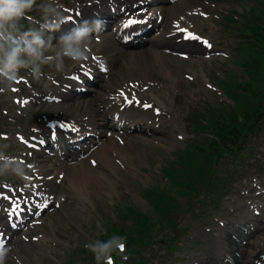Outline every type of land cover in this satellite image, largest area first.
<instances>
[{"label": "rangeland", "instance_id": "1", "mask_svg": "<svg viewBox=\"0 0 264 264\" xmlns=\"http://www.w3.org/2000/svg\"><path fill=\"white\" fill-rule=\"evenodd\" d=\"M44 1L47 2V0H36V6L32 11L38 18L44 17L43 6L47 7L48 5L45 3L41 5L40 2ZM54 2L57 5L52 3L51 15L61 11L60 5L62 11L66 12L69 10L68 8L83 4L82 0H54ZM263 5L264 0H184V4L167 8V20L170 15L168 13L175 7L174 11L181 15V23L187 24L200 35L210 38L215 47L222 48L216 50L223 56L205 55L201 57V61H197L190 55L180 59V56L162 51V53L150 57H142L146 66L153 68L156 72H152L151 76H146V80L150 81L145 89V97L154 98L159 107L163 109L164 114H161L160 117L163 121H167V133L164 136L127 135L128 137L122 136V141L113 138L111 143L116 145L115 148L118 149L123 159L121 162H118L117 159L110 162L115 169V175L111 177V182L105 184L107 181L93 180L89 174L81 175L80 182L83 185L77 182L79 185L76 187V198L70 200L64 207H60L59 212L54 214L50 212L42 216L44 226L39 229L44 239L40 242L39 248L43 254L46 253V256L41 260L36 258L37 264H81V248H84V243L95 239L100 233L103 234L108 224L116 218L117 212L123 213L128 209H146L145 201L141 197L142 189L156 186L159 188L169 187L176 192L175 186H169V178L161 173V168L173 158H182L184 149L194 150L197 153L196 161H198L195 164L202 166L204 163L205 169L208 170V162L212 157L208 154V150L201 154L200 148L209 142V135L188 134L183 123L190 124L185 121L188 118L196 121L198 118L195 116H199L205 111L209 113L207 120H209V128L213 133L212 139L215 138V127L211 126V123L223 120L225 109L224 106L219 105V101H226V99L214 88V76L225 81H229L231 76L244 78L240 68L230 57L232 45L236 40L232 30L240 28V25L234 27L228 24L223 16H228L231 13L239 14L244 10H250V14L253 16L254 12L252 11H255L253 9L257 8L258 10ZM193 6L201 8L200 10H203L205 14L201 17L195 15L191 10ZM50 16L48 18L51 19ZM226 39L232 43L225 44ZM53 51L55 49L50 50V53ZM137 57L133 58L135 63L139 60ZM189 57L196 62L191 61ZM66 67H68V63ZM123 74L125 79L130 78L127 73ZM131 77L137 78L136 75ZM162 79L167 81L165 80L164 83L159 81ZM21 83L15 85L18 86ZM0 87L4 86L0 85ZM25 90L27 91L26 95H29V90ZM19 96L20 93H16L13 88L0 92V126L3 129L0 130L8 132V135L25 130L24 121L29 118L25 115L22 117L20 111L17 110L18 102L15 100ZM97 96L93 95L92 98L96 99ZM87 98L82 99V102H85ZM209 106H211L210 109H213L212 113L206 111ZM167 111L168 113L165 114ZM16 117L22 119H15ZM202 120L205 119L202 118ZM134 138L137 140L135 141ZM9 139L0 137V151L12 147V140ZM250 140V146L254 148V158L259 162L249 161L246 157H243L240 162L231 155L219 158L215 162L214 167L217 168V171L213 173L217 177L225 179L226 182L225 190L221 196H227L222 198L218 209H211L215 212L213 218L227 216L228 210L223 209L230 206L235 207L239 202L248 201L264 208V136L252 137ZM112 157L114 158V155ZM176 163L170 164L169 167H174ZM77 164L69 167L79 170ZM87 166L88 164L85 165L86 168H88ZM204 174L206 173L204 172ZM246 175H250V177ZM203 196L201 193L198 197L197 195L191 197V202L195 201L193 208L196 211H200L197 208L199 206L198 199ZM180 219L183 222V227L188 226L187 233L192 235L189 232L196 229L194 221H190L189 218L180 217ZM201 219L205 221L204 217L198 221ZM28 260L30 261L31 258Z\"/></svg>", "mask_w": 264, "mask_h": 264}, {"label": "bare ground", "instance_id": "2", "mask_svg": "<svg viewBox=\"0 0 264 264\" xmlns=\"http://www.w3.org/2000/svg\"><path fill=\"white\" fill-rule=\"evenodd\" d=\"M146 0H87L83 5H80L78 9L73 8V11L75 12L73 14V18L79 19V21L84 20L85 14L88 12H93L94 9L99 8V10H103L109 7V5L113 4L114 7L118 8H125L124 11V17L125 16H133L136 18H140L143 14H146V12L141 7L142 4ZM179 3H184V0H177ZM163 3V2H162ZM177 5L175 4V7ZM174 7V8H175ZM174 8L172 11L168 14L169 18L168 20L164 17L163 20H165L164 25L162 24L160 26V29L158 27L157 30H160V36L155 37V41L149 42L150 49L142 52H135V53H127L125 50H123L120 47V44L118 40L114 38V34L112 32V36H104L100 39V43L93 44L90 46V52L89 56L93 57L95 55L101 56L99 59L95 58V61L89 60L91 63H97L100 60L106 59L108 68L110 71H112L111 77H108L107 84H102L100 87V91L98 92V97L96 99H89L85 102H82L81 100H77L75 96L71 95L72 91L76 89V87H79L78 85L73 86L74 81H69V86L71 87H65V83L67 80V75L64 76H55L58 83L59 88L63 87L62 90L58 89L54 91L53 94L50 92H46L47 97L45 100L49 99H55V98H62V102L65 103L63 107H60L59 110L49 107L52 105V103H46L45 106H43L41 110L42 116L51 117L48 118L51 120V122L44 121L43 126L40 128L35 125L39 129L38 134L45 132L46 128L55 126V124H61V123H68L75 125L78 123L83 128V133L85 132H91L90 128H93L95 125H102L100 120H103V117H105V113L112 112V113H119L121 116H127L129 118H133L134 120H137V123H142L145 125V130L149 131L152 127H157L161 131L165 132L167 121H163L162 117H157L153 115V110L146 111L145 109L141 108L144 107V105L153 104L155 108H159L161 113H163V109L158 106V103L154 98L147 99L145 96L144 89H146L149 85L150 80H146V76H151L152 72L156 73L153 68H148L146 66V63H144V60L142 57H150L159 52V50L166 48L171 49L177 53H192L194 56L199 54H205L206 50L201 47V43L198 42L197 39H192L188 43L183 42L182 40L180 42H177L179 39L178 34V28L186 29V27L182 28L178 26V19L180 14H177L174 11ZM158 10V9H157ZM156 10V11H157ZM155 11V12H156ZM166 11V10H165ZM78 13V15H77ZM161 13H164V10H161ZM96 15V18H98V15ZM123 16V15H122ZM124 17H121L119 20L120 22L123 21V24L125 25L127 23V20H125ZM100 18V17H99ZM69 23H74V21L71 19L68 20ZM193 35H196L197 32L193 31ZM186 33L182 34L181 38H183ZM202 37V36H198ZM184 44H187V46H183ZM182 45L181 47L176 49V46ZM174 46V47H172ZM181 49L182 52H179L177 50ZM134 55L138 56L139 59L137 63L134 62ZM80 69V68H79ZM76 71V70H75ZM110 71L108 73H110ZM72 71H69L68 74H70ZM127 73L130 78L125 79L123 73ZM133 75H136L137 78L131 77ZM163 78V77H162ZM86 80V77H82V82ZM166 80V79H165ZM165 80H159L163 83L166 82ZM68 81V80H67ZM80 83V84H81ZM79 84V85H80ZM73 86V87H72ZM64 92H68L67 94H63ZM44 95V96H46ZM50 95V96H48ZM133 97L135 98L133 103L128 104L126 103L125 98L132 100ZM137 100V101H135ZM138 104H137V103ZM119 107L124 108L122 112H119ZM168 111L166 112V114ZM61 117L68 118L70 120H73V122L67 120V119H58ZM101 117V118H100ZM86 118V119H85ZM52 131H57L56 128H52ZM152 130V129H151ZM105 131H109L108 129L104 131H96L95 134L103 135L105 134ZM37 134V135H38ZM136 141L137 138H134ZM110 144V145H109ZM116 145H113L111 142H106V144L102 145L98 151L96 161L89 159L88 162H98L99 166L97 169H91L90 166L88 168L85 167V165L80 164L78 165L79 170H75V168L66 169V175L64 172V169L66 167L65 164H60L56 157L58 159H62L61 156H56L54 154L53 157H48V155L45 156L46 152L41 151L39 153L38 159L36 160L37 169L39 171V176L49 179L51 175V180L49 181H39L44 182V185L46 186H55L56 185V179L58 178V175L60 173H64V178L66 180V183L64 184V187L62 191H58L57 193L54 191L50 195H56L55 200L59 201V198L57 195H59L60 198H64L65 194H71L75 196L74 191H76V187H78L79 182L81 180V175H91L93 180L97 181H104L110 178L113 174H115V169L113 168L112 164L110 162L111 158L109 156V153L112 152L117 159H120L122 161V157L120 156L118 149L115 148ZM120 157V158H119ZM40 163L42 166H40ZM97 167V166H96ZM100 170V171H97ZM48 172V173H47ZM111 181H107L105 184L110 183ZM83 185V184H82ZM85 185H88V183H85ZM50 198V197H49ZM42 205V202H39V206ZM49 206V204H48ZM6 219V217H5Z\"/></svg>", "mask_w": 264, "mask_h": 264}, {"label": "clouds", "instance_id": "3", "mask_svg": "<svg viewBox=\"0 0 264 264\" xmlns=\"http://www.w3.org/2000/svg\"><path fill=\"white\" fill-rule=\"evenodd\" d=\"M35 6L36 0H0V85L4 86L0 87V92L11 90L25 78L33 81L51 79L52 74L64 73L66 62L76 65L86 60L93 34H98L104 27L99 19L84 20L79 23V29L60 37L55 51L45 56L37 32L31 27L22 29L21 26V21L40 23L39 19L28 16ZM60 8L59 12L53 9L52 22L45 18L41 28L46 27L50 32L59 30L60 24L66 20L61 5ZM22 72L24 76H21ZM30 170L31 166L22 163V166L11 170L0 169V177L12 176L23 181ZM83 247L92 254L95 264H113V254H123L126 250V237L112 235L106 240L91 239ZM8 252L9 249L0 243V264H6ZM123 259L127 260V256Z\"/></svg>", "mask_w": 264, "mask_h": 264}, {"label": "trees", "instance_id": "4", "mask_svg": "<svg viewBox=\"0 0 264 264\" xmlns=\"http://www.w3.org/2000/svg\"><path fill=\"white\" fill-rule=\"evenodd\" d=\"M261 11L262 16L257 19L259 24L257 25L254 33L256 41H258L259 47L257 49L260 50V56H253V59L251 60L253 62V67L250 69L249 74L251 84L259 82L264 85V9ZM235 88L242 92V94L233 95L237 104L235 110H231L229 113L225 114L221 122L214 121L211 123V126L218 128V136H216V138H218L217 142H210V146L208 148V154H210L212 158L225 151V149L220 147L221 145L227 147V144H233V139L238 140L240 138L241 132L244 130L242 122L247 125L252 115L258 116L260 111L264 109L262 107L256 109L254 106L255 102L259 98V92H257L252 85H249L247 88L242 84H237ZM262 99L264 100V97H262ZM238 116H241L242 122L238 120ZM196 157L197 156L192 155L191 158V154H189L188 162H198L196 161ZM202 165H204V163H202ZM178 174L180 179L185 182L191 181L192 179H194V182L196 180L201 181L203 177L202 172H188L186 169L183 171L179 170Z\"/></svg>", "mask_w": 264, "mask_h": 264}, {"label": "snow or ice", "instance_id": "5", "mask_svg": "<svg viewBox=\"0 0 264 264\" xmlns=\"http://www.w3.org/2000/svg\"><path fill=\"white\" fill-rule=\"evenodd\" d=\"M77 15H78V13H77ZM68 20L70 21V20H71V17H68ZM140 22H142V21H136V20H133V19L129 18L128 21H127V23L125 24V27H129V26H131V25H134V24H136V23H140ZM180 31L183 32L184 30L181 29ZM184 38H185V39H198V37H194V36H192L191 34L185 36ZM205 43H208V42L205 41ZM210 46H211V45H209V47H210ZM93 59H95V58H93ZM134 99H135L134 97H133L132 100H129V99L125 98L126 103H128V104L133 103ZM144 107H145V108H149V107H151V106H150V105H144ZM52 135H53V137H54V136H55V133H53ZM43 143H44L43 141H40V144H43ZM36 146H37V145H35V144L32 145V147H34V148H35ZM0 198H3V199H5V200H8V201H9V205H10V207H9V210L7 211V215H8V217H9V220H10V223H11V218H12L13 216L17 215V210L20 209V204L17 202V198H15L14 196H10V195H7V194H0ZM25 203H27L26 200H25ZM45 206H46V205H45ZM21 211H23V210H21Z\"/></svg>", "mask_w": 264, "mask_h": 264}]
</instances>
